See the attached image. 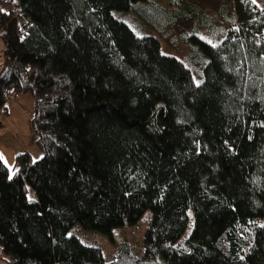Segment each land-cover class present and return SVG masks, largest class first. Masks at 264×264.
<instances>
[{
    "label": "trees",
    "instance_id": "16d2710c",
    "mask_svg": "<svg viewBox=\"0 0 264 264\" xmlns=\"http://www.w3.org/2000/svg\"><path fill=\"white\" fill-rule=\"evenodd\" d=\"M139 1L17 0L25 34L0 2V127L7 99L29 91L41 152L16 153L12 175L0 158V259L264 264V6L231 0L220 39L192 37L194 79L117 17ZM145 210L140 254L122 243L104 261L68 234L78 223L112 239Z\"/></svg>",
    "mask_w": 264,
    "mask_h": 264
},
{
    "label": "rangeland",
    "instance_id": "374dc122",
    "mask_svg": "<svg viewBox=\"0 0 264 264\" xmlns=\"http://www.w3.org/2000/svg\"><path fill=\"white\" fill-rule=\"evenodd\" d=\"M231 0H144L133 3L129 9L116 13L137 33L154 35L160 42L161 50L180 59L198 79L197 70L202 67L204 56L193 48L192 37L198 36L208 41L220 39L223 30L230 24L222 22V14L230 11ZM259 8L264 6L263 0H252ZM205 16L213 18L211 27L203 23ZM195 46V45H194ZM1 47V44H0ZM199 55H198V54ZM0 51V61H1ZM5 112L1 114L0 158L12 175L16 166V153L27 151L32 159L40 157L31 133L30 118L33 113V96L29 91L10 97L5 102ZM29 195L31 193L29 192ZM151 217L150 210H145L133 223L115 228L111 232L112 239L95 230L84 229L74 224L68 234L76 236L86 245L100 249L102 259L108 261L113 257L115 248L122 243L129 246L135 254L142 251V240ZM191 228L187 225L184 235ZM0 264H10L0 259Z\"/></svg>",
    "mask_w": 264,
    "mask_h": 264
},
{
    "label": "built area",
    "instance_id": "2783aa9c",
    "mask_svg": "<svg viewBox=\"0 0 264 264\" xmlns=\"http://www.w3.org/2000/svg\"><path fill=\"white\" fill-rule=\"evenodd\" d=\"M0 2H6L4 11L12 13L20 24L21 34H25L26 30L24 25L27 24L28 19L22 15L21 9L17 6V0H0Z\"/></svg>",
    "mask_w": 264,
    "mask_h": 264
},
{
    "label": "bare ground",
    "instance_id": "6f19581e",
    "mask_svg": "<svg viewBox=\"0 0 264 264\" xmlns=\"http://www.w3.org/2000/svg\"><path fill=\"white\" fill-rule=\"evenodd\" d=\"M6 4V2H4ZM25 26V25H24ZM27 26V25H26ZM26 29V28H25Z\"/></svg>",
    "mask_w": 264,
    "mask_h": 264
}]
</instances>
